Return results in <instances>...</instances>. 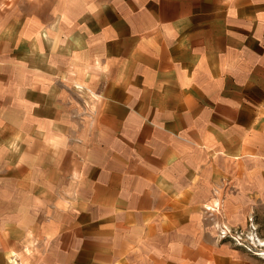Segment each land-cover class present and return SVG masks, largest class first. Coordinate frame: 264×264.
<instances>
[{
  "label": "crops",
  "instance_id": "0c3cea01",
  "mask_svg": "<svg viewBox=\"0 0 264 264\" xmlns=\"http://www.w3.org/2000/svg\"><path fill=\"white\" fill-rule=\"evenodd\" d=\"M73 3L0 26V264H233L215 208L242 227L264 196V0Z\"/></svg>",
  "mask_w": 264,
  "mask_h": 264
},
{
  "label": "rangeland",
  "instance_id": "374dc122",
  "mask_svg": "<svg viewBox=\"0 0 264 264\" xmlns=\"http://www.w3.org/2000/svg\"><path fill=\"white\" fill-rule=\"evenodd\" d=\"M74 0H0V26L6 25L9 31L16 27L32 25L39 23L41 36L44 33L45 26L55 19L56 25L62 23L66 4L71 10L74 7ZM9 36H13L8 33ZM219 221L216 224V244L218 247L225 244L227 248L236 250L237 256L232 259L233 264H264V196L262 201L250 211L246 226L239 225L228 226L225 222V210L223 202L217 203L215 208ZM227 229L230 232H242L240 239L232 240L230 238H221V230Z\"/></svg>",
  "mask_w": 264,
  "mask_h": 264
},
{
  "label": "built area",
  "instance_id": "2783aa9c",
  "mask_svg": "<svg viewBox=\"0 0 264 264\" xmlns=\"http://www.w3.org/2000/svg\"><path fill=\"white\" fill-rule=\"evenodd\" d=\"M221 238L224 239V238H230L232 240H235L236 238L237 239H240L241 238V235H242V232L240 231H234V232H230L229 230L227 229H223L221 230Z\"/></svg>",
  "mask_w": 264,
  "mask_h": 264
}]
</instances>
